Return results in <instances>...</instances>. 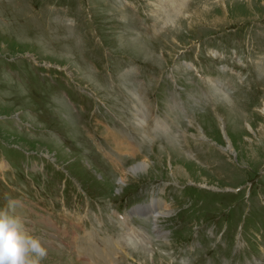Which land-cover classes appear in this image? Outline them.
<instances>
[{
  "label": "rangeland",
  "instance_id": "rangeland-1",
  "mask_svg": "<svg viewBox=\"0 0 264 264\" xmlns=\"http://www.w3.org/2000/svg\"><path fill=\"white\" fill-rule=\"evenodd\" d=\"M130 1L145 33L120 0H0V207L41 264H264V68L250 103L209 63L263 28L264 0Z\"/></svg>",
  "mask_w": 264,
  "mask_h": 264
},
{
  "label": "clouds",
  "instance_id": "clouds-1",
  "mask_svg": "<svg viewBox=\"0 0 264 264\" xmlns=\"http://www.w3.org/2000/svg\"><path fill=\"white\" fill-rule=\"evenodd\" d=\"M17 202L0 207V264H41L47 255L40 240L26 230L16 213Z\"/></svg>",
  "mask_w": 264,
  "mask_h": 264
},
{
  "label": "bare ground",
  "instance_id": "bare-ground-1",
  "mask_svg": "<svg viewBox=\"0 0 264 264\" xmlns=\"http://www.w3.org/2000/svg\"><path fill=\"white\" fill-rule=\"evenodd\" d=\"M147 166V165H146ZM146 166H144V167H146ZM142 166H136L135 168H133V170H139L140 168H141ZM144 167H143V169H144ZM142 169V168H141ZM159 214V213H158ZM104 257V256H103Z\"/></svg>",
  "mask_w": 264,
  "mask_h": 264
}]
</instances>
